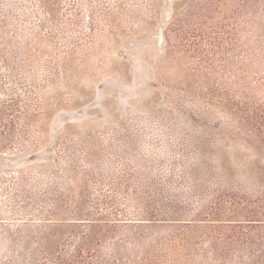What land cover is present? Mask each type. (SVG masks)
<instances>
[{
    "label": "rangeland",
    "instance_id": "rangeland-1",
    "mask_svg": "<svg viewBox=\"0 0 264 264\" xmlns=\"http://www.w3.org/2000/svg\"><path fill=\"white\" fill-rule=\"evenodd\" d=\"M0 264H264V0H0Z\"/></svg>",
    "mask_w": 264,
    "mask_h": 264
}]
</instances>
